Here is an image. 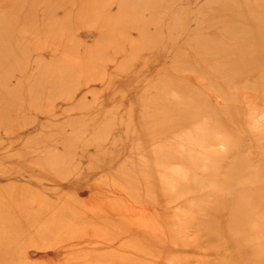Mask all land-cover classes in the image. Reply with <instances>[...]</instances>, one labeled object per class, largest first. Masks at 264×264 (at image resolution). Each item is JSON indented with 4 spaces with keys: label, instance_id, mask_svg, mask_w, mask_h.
I'll return each mask as SVG.
<instances>
[{
    "label": "rangeland",
    "instance_id": "rangeland-1",
    "mask_svg": "<svg viewBox=\"0 0 264 264\" xmlns=\"http://www.w3.org/2000/svg\"><path fill=\"white\" fill-rule=\"evenodd\" d=\"M0 264H264V0H0Z\"/></svg>",
    "mask_w": 264,
    "mask_h": 264
}]
</instances>
